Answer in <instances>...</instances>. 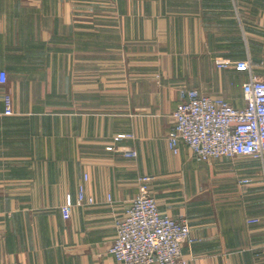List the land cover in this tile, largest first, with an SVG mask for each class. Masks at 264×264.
I'll use <instances>...</instances> for the list:
<instances>
[{
    "label": "crops",
    "instance_id": "crops-1",
    "mask_svg": "<svg viewBox=\"0 0 264 264\" xmlns=\"http://www.w3.org/2000/svg\"><path fill=\"white\" fill-rule=\"evenodd\" d=\"M240 61L264 79V0H0V264H117L144 175L190 264H264V159L168 146L181 86L245 106Z\"/></svg>",
    "mask_w": 264,
    "mask_h": 264
},
{
    "label": "built area",
    "instance_id": "built-area-1",
    "mask_svg": "<svg viewBox=\"0 0 264 264\" xmlns=\"http://www.w3.org/2000/svg\"><path fill=\"white\" fill-rule=\"evenodd\" d=\"M235 67L250 74L243 85V108H235L222 97L213 98L194 88H179L180 101L172 114L173 126L168 134L172 151L178 152L179 142H184L197 161L242 156L264 159V79L253 72L250 61H240ZM7 83L8 72L1 69L0 85ZM2 101L3 114L12 115L11 94L4 93ZM125 136L133 137L132 134ZM124 155L133 157L136 151L126 149ZM151 180L147 175L138 179L139 193L131 200L125 217L116 222L117 234L109 252L117 264H190L183 254V246H191L198 238L186 218L161 212L157 199L150 193ZM93 202L81 187L76 204ZM73 205L68 195L62 209L65 218L69 217Z\"/></svg>",
    "mask_w": 264,
    "mask_h": 264
},
{
    "label": "rangeland",
    "instance_id": "rangeland-1",
    "mask_svg": "<svg viewBox=\"0 0 264 264\" xmlns=\"http://www.w3.org/2000/svg\"><path fill=\"white\" fill-rule=\"evenodd\" d=\"M130 204H131V202H130Z\"/></svg>",
    "mask_w": 264,
    "mask_h": 264
}]
</instances>
